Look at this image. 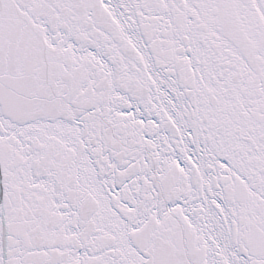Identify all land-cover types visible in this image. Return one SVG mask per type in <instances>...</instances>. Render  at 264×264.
<instances>
[{"label": "snow or ice", "instance_id": "6c2138e0", "mask_svg": "<svg viewBox=\"0 0 264 264\" xmlns=\"http://www.w3.org/2000/svg\"><path fill=\"white\" fill-rule=\"evenodd\" d=\"M0 264H264V0H0Z\"/></svg>", "mask_w": 264, "mask_h": 264}]
</instances>
